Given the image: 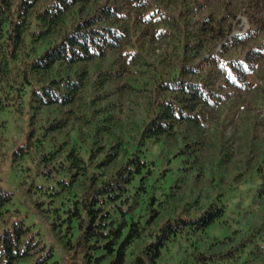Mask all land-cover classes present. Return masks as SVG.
I'll return each instance as SVG.
<instances>
[{
  "label": "trees",
  "instance_id": "obj_1",
  "mask_svg": "<svg viewBox=\"0 0 264 264\" xmlns=\"http://www.w3.org/2000/svg\"><path fill=\"white\" fill-rule=\"evenodd\" d=\"M258 125L264 0H0V264H264Z\"/></svg>",
  "mask_w": 264,
  "mask_h": 264
},
{
  "label": "rangeland",
  "instance_id": "obj_2",
  "mask_svg": "<svg viewBox=\"0 0 264 264\" xmlns=\"http://www.w3.org/2000/svg\"><path fill=\"white\" fill-rule=\"evenodd\" d=\"M235 25H236V27H235V32H236V33H237V32H241V31L247 29V28H248V21H247L245 15H243V14H239V15H237L236 18H235ZM261 116H263V115L261 114L260 117H261ZM228 130H229V128H226V129L224 130V133H225L224 137H226V135L228 134ZM257 131H258V133H264V132H263V131H264L263 126L258 125V126H257ZM231 210H232V208H231V206L229 205V206H228V209H227V211H226V214H225V216H226L227 218L230 217V216L232 215ZM208 231H209V233L212 234V235H218V236H220V235L223 234V230H221V229H220L219 227H217L215 224H212L211 226H209Z\"/></svg>",
  "mask_w": 264,
  "mask_h": 264
}]
</instances>
